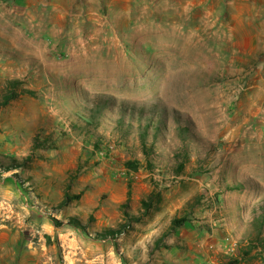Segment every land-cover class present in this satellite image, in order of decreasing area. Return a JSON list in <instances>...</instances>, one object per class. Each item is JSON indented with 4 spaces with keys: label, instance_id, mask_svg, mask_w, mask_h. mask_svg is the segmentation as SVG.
<instances>
[{
    "label": "rangeland",
    "instance_id": "374dc122",
    "mask_svg": "<svg viewBox=\"0 0 264 264\" xmlns=\"http://www.w3.org/2000/svg\"><path fill=\"white\" fill-rule=\"evenodd\" d=\"M197 1L0 0V83L36 93L0 111V264H223L255 236L264 35L218 27ZM151 181L159 210L117 233L127 186L136 216Z\"/></svg>",
    "mask_w": 264,
    "mask_h": 264
},
{
    "label": "trees",
    "instance_id": "16d2710c",
    "mask_svg": "<svg viewBox=\"0 0 264 264\" xmlns=\"http://www.w3.org/2000/svg\"><path fill=\"white\" fill-rule=\"evenodd\" d=\"M23 97H36V93L33 90L23 88L22 83L19 80H7L3 83H0V111L8 107L12 102L17 101ZM121 127H123L122 124ZM140 130L142 131V134H140L139 137L141 139L147 138V135L150 130V123L146 124L145 126H142ZM41 143H43V140L40 141L39 139H35L32 149L33 150L43 149ZM142 149L144 150V155L149 158L150 156L146 150V147L142 145ZM31 157H32L31 155L27 156L26 158H23L21 161L11 160L13 166L9 170H16L25 167V164L30 163L32 161ZM125 166L130 169H136L134 168V164L132 163H127L125 164ZM182 171H183V166L181 165L177 168L176 174H181ZM151 184H152V189L150 193L140 201L136 216H131L127 212L128 205L126 204V202L131 195V186L130 184L127 186L128 189H127L126 202L120 205V208L122 209V213L124 216V222L123 224H121L120 230H118L117 233L120 234L127 228H130L131 225L140 223V221L144 217H146L150 212L159 210V207L162 203L163 188H160L159 185L154 181H151ZM79 198H80V194L74 196L64 195L58 205L60 209H63L72 201H79ZM199 203H200L199 197L195 196L191 202H188L186 204V207L192 209L195 206H197ZM262 209H263V216L261 217L257 216L255 217V220H253V223L257 228L255 236L245 240L244 245L237 249V254L235 258L231 260V262H229L230 258H226V256H223L224 259L228 260L226 262L223 259L224 261L223 264H254L256 258L264 259V236H262V232L264 231V204L262 206ZM53 223L56 227L61 225V222H58L56 220H53ZM184 223L185 220L183 218H173L170 221V224L166 232H164L161 235V238L156 239L154 243L157 246H159V244L162 242V237H166L170 233H174ZM67 225L72 226L77 230L82 228L81 222H79L75 218H69V220L67 221ZM106 232H107L106 236L114 235L113 234L114 232L111 230H108ZM104 239L106 238H103V240Z\"/></svg>",
    "mask_w": 264,
    "mask_h": 264
},
{
    "label": "crops",
    "instance_id": "0c3cea01",
    "mask_svg": "<svg viewBox=\"0 0 264 264\" xmlns=\"http://www.w3.org/2000/svg\"><path fill=\"white\" fill-rule=\"evenodd\" d=\"M230 4L229 2L225 4L222 0H202L194 2V5L197 6L196 8L205 11L213 18V23L218 27L234 29L249 28L251 29V33L264 35V0H246L239 3L240 5L238 7H231ZM227 6H230V10L235 11H227ZM223 18L224 20L228 19V22L223 24L221 21ZM234 32L239 34L250 33V31L246 32L243 30Z\"/></svg>",
    "mask_w": 264,
    "mask_h": 264
}]
</instances>
